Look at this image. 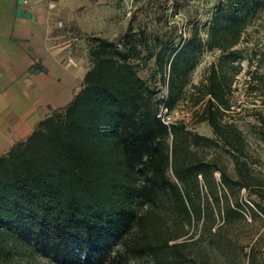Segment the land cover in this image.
<instances>
[{"label":"trees","instance_id":"obj_1","mask_svg":"<svg viewBox=\"0 0 264 264\" xmlns=\"http://www.w3.org/2000/svg\"><path fill=\"white\" fill-rule=\"evenodd\" d=\"M150 2L166 9L169 0ZM263 10L264 0H220L206 38L196 26L178 44L130 29L121 48L91 38L81 90L0 156V264H12L20 248L51 264H209L206 252L192 250L199 243L228 259L236 247L223 244L216 221L244 219L242 190L264 201V181L253 175L248 142L231 116L242 61L235 47ZM205 51L219 54L194 85ZM248 65L245 91L264 109V51L252 50ZM150 72L148 81L141 77ZM157 76L164 97L149 85ZM183 102L212 138L161 120V109ZM250 113L264 142V110ZM212 150L230 158L232 174L206 158ZM194 225L198 237L182 239Z\"/></svg>","mask_w":264,"mask_h":264},{"label":"rangeland","instance_id":"obj_2","mask_svg":"<svg viewBox=\"0 0 264 264\" xmlns=\"http://www.w3.org/2000/svg\"><path fill=\"white\" fill-rule=\"evenodd\" d=\"M57 3V11L54 14H42L46 21L42 29V37L46 39V45L28 47V56L35 58L41 50L44 59L46 73L37 76L41 83H46L45 89L50 88L54 102L51 108H46L47 115L62 109L68 105L74 96L81 90L85 73L91 67L89 49L91 38H105L113 40L119 48L122 47L121 35L128 29L133 33H144L150 39L158 38L164 44L173 42L178 44L190 37L194 27H198L202 38H206L207 26L212 17L214 8L220 0H169L166 9H159L151 5L150 0H51ZM10 48L11 46H7ZM42 48V49H41ZM241 56V73L235 78L233 87L234 102L236 106L232 113V120L237 123L245 134L248 142V163L253 175L264 181V142L259 141L251 129L254 117L250 109H262L258 98L246 92V71L249 67L248 58L252 50L264 51V10L261 11L243 32L239 45L235 47ZM32 54H30V53ZM218 51H205L200 56L198 64L191 74V83L200 84L204 79L206 69L215 61ZM254 66V65H253ZM253 69V67H251ZM70 74L65 77V74ZM150 73H143L141 77L149 80ZM155 83L149 81L150 86H156L160 90V96L166 95V87L159 83L157 76ZM159 117L163 122H182L190 130L206 137H213L211 130L203 125L196 124L192 119V109L188 103H180L172 112L167 113L161 109ZM208 160H216L220 166L226 168L227 173L232 174V162L221 150L205 152ZM218 181V174H215ZM220 191L222 188L220 186ZM264 192V190H263ZM242 206L244 219L229 224H222L219 219L217 227L223 235L221 241L231 243L236 251L225 259L217 250V246L196 244L192 250L194 253L206 252L209 256V264H264V214L258 210L256 204L264 206V201L251 191L242 190L238 197ZM188 234L198 237V230L188 228ZM215 229H212V232ZM222 238L215 237L214 240ZM23 253L14 256L12 264H51L42 256H28L26 249L20 248Z\"/></svg>","mask_w":264,"mask_h":264},{"label":"crops","instance_id":"obj_3","mask_svg":"<svg viewBox=\"0 0 264 264\" xmlns=\"http://www.w3.org/2000/svg\"><path fill=\"white\" fill-rule=\"evenodd\" d=\"M16 4L17 0H0V156L25 140L47 115L46 108L49 110L54 102L50 88L47 91L46 83L35 77L44 72L29 74L38 61L44 68L41 50L35 54L36 60L28 56L27 50L32 45L39 49L46 45L42 37L46 24L44 16L54 14L57 3L24 0L21 8L30 12L33 20L15 18L12 11ZM69 75L64 76L70 78Z\"/></svg>","mask_w":264,"mask_h":264},{"label":"water","instance_id":"obj_4","mask_svg":"<svg viewBox=\"0 0 264 264\" xmlns=\"http://www.w3.org/2000/svg\"><path fill=\"white\" fill-rule=\"evenodd\" d=\"M24 4V0H17V4L15 6V8L12 11V15L15 18H19V19H28V20H33L34 17L32 16V14L30 12L24 11L21 6ZM7 44L10 43V41H6ZM39 72H47V70L43 67H41V62L38 61L36 68H32L29 70V74H38Z\"/></svg>","mask_w":264,"mask_h":264},{"label":"built area","instance_id":"obj_5","mask_svg":"<svg viewBox=\"0 0 264 264\" xmlns=\"http://www.w3.org/2000/svg\"><path fill=\"white\" fill-rule=\"evenodd\" d=\"M165 112H167V110L165 109ZM165 124H168V122L166 123V122H164Z\"/></svg>","mask_w":264,"mask_h":264}]
</instances>
